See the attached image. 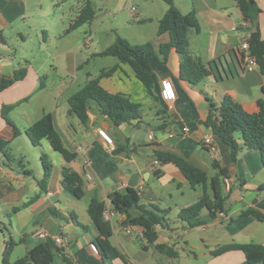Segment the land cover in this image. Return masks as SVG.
<instances>
[{"label": "crops", "instance_id": "1", "mask_svg": "<svg viewBox=\"0 0 264 264\" xmlns=\"http://www.w3.org/2000/svg\"><path fill=\"white\" fill-rule=\"evenodd\" d=\"M256 1L262 10L259 22L264 39V0ZM62 2L0 0V55L5 58L0 61V79L13 75L21 66L27 67L25 78L0 91V135L11 139L9 145H13L17 153L14 157H23L25 168L31 171L26 173L17 163L9 162L0 150V264H3L9 238L17 242L13 257L20 248L25 256L48 237L55 239L59 235L64 239L59 245L73 264H126L120 258L105 260L91 247L100 234L88 213L93 197L104 201L106 209L111 211L107 219L113 229L111 241L130 264H243L246 256L241 250L216 256L211 251L232 242L264 245V222L253 215L242 214L246 209L264 213V163L260 151L244 147L241 134H236L241 150L234 165L235 175L223 181V189L228 193L226 210L214 220L195 227H189L178 217V212L195 203L203 188L192 186L174 163H160L155 156L156 150L177 153L205 170L209 177L216 174L215 160L228 167L234 164L231 148L204 121L211 113V105L219 106L225 96H230L249 112L257 111L258 100L264 97V73L258 64L250 65L241 60L240 46L250 29L236 0H174L181 12L195 13L200 23L199 30H189V51L207 64L211 73L197 84L181 79V57L175 48L170 50L167 65L138 58L154 78L158 100L136 77L132 67L120 60L114 64L120 65L114 73L101 77L100 82L106 89L128 94L143 110L142 122L133 119L120 125L101 113L94 102L88 106L87 123L76 121L68 103L74 92L67 96V103H62L71 85L78 84V91L102 70L111 68L84 70L83 65L101 56L97 53L104 49L82 51L84 45L91 47L89 40L76 35L82 25L67 32L82 4L78 9L71 6L68 20H65L64 6L70 0ZM132 7L129 12L133 19L131 36L127 38L131 43L153 42L157 48L169 40V34H158L159 21L168 9L164 0H151L149 4L141 0L134 13ZM57 10H61L60 14ZM164 77H171L177 87L173 109H169L160 97ZM10 104H16L9 117L21 130L17 136L2 113L3 106ZM45 113L51 115L65 148L73 155L71 161L55 153L57 151L47 140L41 146L33 145L26 134L25 129ZM97 126H103L113 136V150L102 147ZM186 126L187 131L184 130ZM205 135L211 137L216 151L204 143ZM15 144L19 145L15 147ZM29 152L34 162L26 159ZM43 152L52 164L46 190L40 185L44 175ZM31 163L32 169L28 167ZM65 165L84 179L82 198H88L82 208L80 201L64 190L62 168ZM134 172L136 177H132ZM131 180L136 182L135 186L129 184ZM128 187L140 191L142 205L164 217L163 223L153 225L157 233L154 242L143 236L151 220L141 208L134 206L124 213L113 210L109 195L117 190L126 191ZM244 189L251 193L247 194ZM207 190L212 195V189L207 187ZM50 209L67 216L74 213L82 226L72 219L54 215ZM207 215L208 210H203L201 216ZM40 229L47 231L46 237L35 235ZM137 240L140 241L138 245ZM158 244L176 251V255L161 251ZM63 253H56L55 264H70Z\"/></svg>", "mask_w": 264, "mask_h": 264}, {"label": "trees", "instance_id": "2", "mask_svg": "<svg viewBox=\"0 0 264 264\" xmlns=\"http://www.w3.org/2000/svg\"><path fill=\"white\" fill-rule=\"evenodd\" d=\"M164 1L168 4V9L159 21L158 34H169L167 42L161 43L156 48L153 42L133 44L127 38L117 34L112 44L97 53L101 56H116L121 63L130 65L136 77L142 81L148 92L156 100H158L159 96L154 90V78L149 70L140 64L138 58L153 59L167 65L170 50L175 48L181 57V79L195 85L211 73L210 67L200 58L193 56L189 51V30L200 29L197 15L193 12H181L175 5L174 0ZM236 2L244 16L246 26L250 29V36L248 37L250 54L255 57L257 64L264 73V39L261 35L259 22V15L262 10L256 0H236ZM95 14L96 11L92 2L86 0L81 7L80 13L68 27L67 32L91 21ZM160 55L163 57L161 58ZM241 60L245 61L244 53H242ZM119 66L117 64L108 70H102L98 77L89 80L78 91L74 92L68 98L70 113L77 115L86 124L89 118L88 106L91 102H95L101 113L108 116L116 125L130 122L133 119H138L142 122L143 110L140 103L132 101L130 96L124 92L109 91L100 82L102 76L111 75ZM26 75L27 67L21 66L13 75L1 77L0 91L25 78ZM15 105H4L2 113L6 121L13 127L14 136H17L21 133V130L9 117V112ZM193 106L197 117L198 112L194 103ZM204 124L211 128L231 148L234 162L237 160L241 150L236 138V134L239 133L242 136L244 147L258 149L264 163V97L258 100V110L249 112L233 98L225 96L219 106L211 105V113L208 119L204 121ZM25 132L33 145L41 146L42 142L47 140L51 147L59 152L67 162L73 159V155L65 148L60 132L54 127L49 113H45L28 126ZM10 142L11 139L0 135V150L9 162H15L24 168L26 173H31L29 169L25 168L26 161L23 157L17 159L9 152ZM155 156L160 163H174L192 186H201L203 188L202 194L195 203L181 208L178 212V217L186 221L189 227H195L214 220L220 212L226 210L225 202L228 198V193L223 189V181L225 178L231 177L228 166L221 165L215 160L213 166L216 169V174L209 177L205 170L177 153L156 150ZM41 161L44 175L40 179V185L42 190H46L48 178L52 171V164L44 152L41 154ZM62 183L64 190L75 198L81 199L85 195L82 175L68 165L62 168ZM207 187L212 189V195L208 192ZM109 198L113 205V210L117 212H128L134 206L141 208L151 220V226L144 229L143 236L149 242H154L157 239V233L153 225L163 223L164 217L147 209L140 203V191L135 187H128L123 192L118 190L112 192ZM205 209L208 210V215L207 217H202V211ZM105 210V202L98 197H93L88 204V213L100 231V234L94 238L93 242L97 245L103 259L110 261L120 258L126 264H130L126 256L111 241L113 229L105 218ZM50 212L65 220L72 219L75 224L82 226L74 213H70L67 216L56 209H50ZM242 214L253 215L264 222V213L260 210L246 209L242 211ZM16 245L17 242L13 238L7 240L3 254V264H55L56 253H63V248L56 243L55 239L48 237L45 242L31 248L25 256L13 260L12 253ZM157 247L169 255H176V251L164 244H158ZM230 250H241L245 253L246 259L243 264H264V245L259 243L232 242L221 245L211 252L216 256ZM63 255L65 260L73 264L69 257L64 253Z\"/></svg>", "mask_w": 264, "mask_h": 264}, {"label": "rangeland", "instance_id": "3", "mask_svg": "<svg viewBox=\"0 0 264 264\" xmlns=\"http://www.w3.org/2000/svg\"><path fill=\"white\" fill-rule=\"evenodd\" d=\"M43 1L47 3L49 0H43ZM90 1H92L96 11L95 17L88 23L83 24L80 30L76 32L77 36H79L82 40L85 39L89 40V43L91 44L90 49L85 45L83 46L82 51L84 53H88L95 49L99 51L105 49L115 41L117 34L125 38L131 36L130 25L133 23V19L129 17L130 8L133 5L135 8L138 9L141 4V0H90ZM85 2L86 0H70L69 3L67 2L64 6V12L66 14L65 20H68V13L70 12L69 8H72L71 6H73V8L75 9H78L79 4L81 6V4L83 5ZM150 2L151 0H147V4H149ZM60 3L63 4L62 0H60ZM61 10H57V13L60 14ZM149 25H153V24H148V26ZM117 61H119V58L116 56H111V55L98 56L94 58V60H92L90 64H84L83 67L84 70L90 68L96 69L98 67L110 68L114 66L115 62ZM77 89H78V84L71 85L66 91L64 97L61 99L62 103L63 104L67 103L66 101L67 96L75 92ZM73 117L74 119H76V121L79 122V118L76 115H73ZM147 117L148 115H145V118ZM81 125L84 126V124ZM18 145L19 144H15V147H17ZM15 150L16 149L14 148L13 145H9V152L13 156L17 155ZM27 154L28 155L26 159L30 162H34L32 153L29 152ZM232 165H235V162ZM28 167H30L31 169L34 168L32 163L28 164ZM196 187L199 188L201 186H196ZM244 190L245 192H247V194L251 193L250 190L247 189ZM87 198L88 197L82 199L75 198L76 200L80 201V208L83 207V205L87 201ZM136 243L138 245L140 241L137 240ZM22 256H24V253L23 251H21L20 248L17 252L14 253L12 259L15 260L21 258ZM57 262L59 261L57 260Z\"/></svg>", "mask_w": 264, "mask_h": 264}, {"label": "built area", "instance_id": "4", "mask_svg": "<svg viewBox=\"0 0 264 264\" xmlns=\"http://www.w3.org/2000/svg\"><path fill=\"white\" fill-rule=\"evenodd\" d=\"M135 11H136V8L133 6L132 12L134 13ZM249 36L250 34L247 36L245 40L242 41L240 50L242 53H244L246 63L250 65L251 64L254 65V64H257V62H256L255 57L250 54V50H249L250 43L248 40ZM4 59H5L4 56L0 55V61H3ZM177 93L178 91H177V87H176L174 80L171 77L162 78L161 87H160V97L167 104L169 109L174 108L175 100L177 98ZM96 130L100 137V142H101L102 147L107 150H113L115 147L113 136L103 126H97ZM184 130L187 131L188 127L187 126L184 127ZM151 133L153 134V132ZM204 143H206L211 150L216 151L214 145L211 144V137L209 135H205ZM88 176L91 177V174H88ZM104 215L106 219H109L111 216V211L109 209H106ZM47 234H48L47 231H45L44 229H40L35 233V235L41 236V237H46ZM55 241L57 244H61L63 243L64 239L61 235H59L55 238ZM91 247L95 252L99 253V249L95 243H93Z\"/></svg>", "mask_w": 264, "mask_h": 264}, {"label": "water", "instance_id": "5", "mask_svg": "<svg viewBox=\"0 0 264 264\" xmlns=\"http://www.w3.org/2000/svg\"><path fill=\"white\" fill-rule=\"evenodd\" d=\"M229 170H230V174L231 175H235V167H234V165H232V166H230L229 167ZM137 176V173H133V175H132V177H136ZM133 179V178H132ZM129 184L131 185V186H135V184H136V182L135 181H133V180H131L130 182H129Z\"/></svg>", "mask_w": 264, "mask_h": 264}]
</instances>
